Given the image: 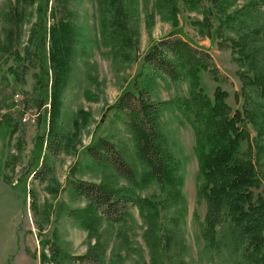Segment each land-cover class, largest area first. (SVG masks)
Here are the masks:
<instances>
[{
	"label": "rangeland",
	"instance_id": "1",
	"mask_svg": "<svg viewBox=\"0 0 264 264\" xmlns=\"http://www.w3.org/2000/svg\"><path fill=\"white\" fill-rule=\"evenodd\" d=\"M60 1L51 0L52 11ZM216 1L176 0L175 25L171 6L161 0H137L139 13L128 22L135 44L131 60L118 57L119 51L109 41L110 14H101L99 0H69L66 13L49 15L48 29L64 20L72 30L62 50L47 40L50 77L61 81L62 107L52 123L53 133L58 134L54 145L33 158L37 137L46 128L41 120H50V106L40 107L37 88L40 62L33 35L37 7L31 0H0V264H46L40 256L42 241L48 240L62 249L65 258L84 257L78 264H95V257L103 258L104 264H240L230 246L210 251L205 247L200 223L207 207L196 202L193 132L179 114L166 111L162 121L167 147L181 163L187 212L176 224L179 209L162 207L153 238L149 239L146 218L151 212L148 208L140 212L139 199L163 200L160 187L134 189L121 167L99 155L97 146L86 150L93 140L106 138L126 160L138 165L131 134L110 107L129 88L152 44L179 31L194 46L207 50L226 78L216 83L202 74L205 92L212 96L220 87L229 94L233 113L247 109L258 114L245 126L249 140L243 152L249 147L253 154L259 147L264 152V137L259 136L260 131L264 133L263 104L250 81L256 74L264 76V0H229L232 8L226 14L238 22L233 28L223 23L224 16H212ZM249 35L258 43L239 51L234 42ZM251 56L257 59L256 71L251 68ZM188 90L187 83L178 87L159 79L152 96L155 102H168L187 97ZM258 171L262 189L255 193L264 196V156ZM80 182L103 184L117 198L132 200L124 220L99 218L84 198L75 196ZM46 253L50 256L49 248Z\"/></svg>",
	"mask_w": 264,
	"mask_h": 264
},
{
	"label": "trees",
	"instance_id": "2",
	"mask_svg": "<svg viewBox=\"0 0 264 264\" xmlns=\"http://www.w3.org/2000/svg\"><path fill=\"white\" fill-rule=\"evenodd\" d=\"M31 1L37 7L33 35L36 38L40 62V78L37 80L40 107L50 106V120L46 118L41 120V124L44 122L46 128L37 137L34 158L35 153L42 155L45 149L49 150L52 144L54 145L58 134L53 133L52 123L59 118L62 107L61 87L58 89L61 81L50 77L47 40L50 39L52 47L62 50L64 38L70 34L72 26L61 20L49 29L47 27L49 15L67 12L69 0L58 2L53 11L51 0ZM161 1L167 7L171 6L170 14L176 25V0ZM99 3L101 14H110L106 23L109 41L119 51L118 57L131 60L135 44L128 22L134 14L139 13L136 11L137 0H99ZM231 3L229 0H217L211 9L215 13L212 16L218 14L224 16L223 23L228 22L229 27L233 28L238 22L232 14H226L232 8ZM207 21L206 16L205 25ZM257 43L256 38L249 35L239 38L238 44L234 42V45L239 51H245ZM219 46L222 48V44ZM50 62H53L52 54ZM250 65L256 71L257 59L253 57ZM205 73L216 83L226 82L211 54L203 48L194 46L181 32H173L155 42L142 57L139 72L129 88L125 89L110 107L131 134L138 165L126 160L123 152L117 150L106 138L93 140L86 150H92L97 146L99 155L121 167L122 176L128 179L132 188L143 190L154 184L160 187L164 195L163 200L139 199L142 203L140 212L143 214L147 208L151 212L146 218L150 225L149 239L153 238L157 234L158 216L162 207L179 209L176 224L184 220L187 212L181 163L167 147L165 126L162 121L166 111L179 114L193 132V151L198 167L196 202L200 205L205 202L207 207L205 219L200 223L206 249L210 251L230 246L240 259V264L243 261L264 263V196L255 193L262 189L258 164L264 152L260 147L254 154L251 147L246 152L242 149L243 144L249 140V133L245 129L247 121L257 118L258 114H250L247 109L244 112L233 113L227 102L229 94L220 87L215 89L212 96L207 94L201 81V75ZM250 78L251 86L257 90L263 104L262 113L264 76L256 74ZM159 79L178 87L187 83L188 96H177L168 102H155L152 94ZM262 117L264 121V113ZM259 136L263 139L264 133L260 131ZM57 153L58 150L55 154ZM77 189L78 193L75 196L84 198L99 218L109 222H122L128 213L126 206L132 202L117 198L103 184L80 182ZM194 218L196 220L199 218L197 211ZM47 248L50 249V256L46 253ZM151 248L156 252L155 246L151 245ZM40 258L41 262H47L46 264L67 262L78 264L77 262L81 263L80 260L84 257L65 258L62 249L48 240L42 241ZM94 262L104 264L103 258L100 261L95 257Z\"/></svg>",
	"mask_w": 264,
	"mask_h": 264
}]
</instances>
